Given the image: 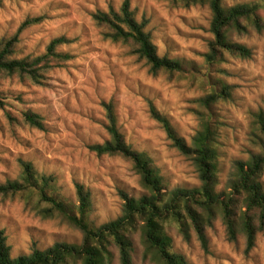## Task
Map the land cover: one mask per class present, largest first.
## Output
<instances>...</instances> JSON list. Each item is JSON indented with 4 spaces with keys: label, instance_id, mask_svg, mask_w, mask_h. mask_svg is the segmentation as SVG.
I'll return each mask as SVG.
<instances>
[{
    "label": "rangeland",
    "instance_id": "obj_1",
    "mask_svg": "<svg viewBox=\"0 0 264 264\" xmlns=\"http://www.w3.org/2000/svg\"><path fill=\"white\" fill-rule=\"evenodd\" d=\"M126 0H4L0 4V41L14 37L28 20H39L19 36L15 56L20 59L46 53L59 37L70 40L60 51L73 59L53 69L42 85L13 77L0 83V184L20 177L22 162L52 176L57 194L78 205L76 184L92 195L89 222L95 227L122 214V194H147L133 164L120 156H97L90 147L110 140L107 105L113 104L127 144L146 154L159 170L164 192L201 185L194 162L181 154L150 113L153 104L166 115L188 144L207 125L218 151V193H229L237 164L263 152L264 27L232 34L233 41L252 51L249 59L221 55L209 64L213 35L208 5L185 8L176 0H130L139 22L158 54L178 60L183 72L153 76L145 61L129 46L105 37L94 21L98 12L119 11ZM227 6L256 4L264 21V0H225ZM225 100L205 105L213 92ZM42 116L45 129L33 128L25 113ZM264 184V175L262 177ZM22 196L0 198V229L12 247V256L46 250L55 243L81 244L83 234L61 217L42 218ZM173 250L192 264H264V234L248 251L244 235L231 242L217 217L206 232V243L191 228L167 226ZM133 264H156L141 232L132 238ZM111 264H121L112 247Z\"/></svg>",
    "mask_w": 264,
    "mask_h": 264
},
{
    "label": "trees",
    "instance_id": "obj_2",
    "mask_svg": "<svg viewBox=\"0 0 264 264\" xmlns=\"http://www.w3.org/2000/svg\"><path fill=\"white\" fill-rule=\"evenodd\" d=\"M3 1L0 0V4ZM176 1L185 8L208 5L212 11L210 32L213 40L206 54L209 64L219 62V57L225 54L240 59L252 57V51L233 41L231 35L247 33L251 28L263 29L264 21L259 14V5L227 6L225 0ZM93 18L105 30L107 39L131 47L132 53L146 62L153 76L160 72H183V66L178 60L158 54L145 25L138 21L132 10L130 0H126L119 11L112 9L109 12H98ZM38 21H26L14 37L0 41V83L16 77L24 82L29 80L42 85L44 78L53 69L62 67L73 59L70 53L60 51L63 46L70 44V40L65 37L52 40L46 53L41 56L24 59L15 56L20 33ZM227 95L226 89L223 96L213 92L204 103L210 106L225 100ZM150 113L162 126L173 146L194 162L201 181L200 187L164 192L165 186L159 170L146 154L136 152L127 144L120 131L114 105L108 104L106 129L110 140L93 145L90 149L100 157L120 156L130 161L141 177V185L147 194L140 198L122 194V214L113 221L95 227L89 222L93 207L92 195L84 185L76 184L78 205H70L57 194L54 177L40 173L30 162H22L20 177L0 184V198L6 200L22 196L29 205H34L33 210L38 216L45 219L61 217L81 231L83 241L81 244L59 242L46 250L34 246L26 256L13 257L8 237L0 229V264H111L112 247L118 249L121 264H133L132 238L138 231L142 234L147 255L156 264H192L173 250L166 227H179L186 235L193 228L205 244L207 229L213 226L217 217L226 226L231 242L244 235L248 251L256 246L258 235L264 234V142L262 153L253 155L247 162L237 164L229 193H218V151L209 125L188 144L170 119L153 104L150 106ZM24 118L33 128L45 129L42 116L28 112ZM258 118L264 132V117L259 115Z\"/></svg>",
    "mask_w": 264,
    "mask_h": 264
}]
</instances>
